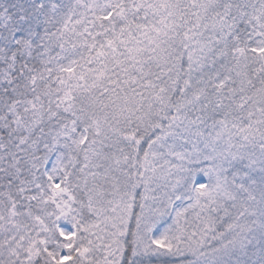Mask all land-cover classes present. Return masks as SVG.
Here are the masks:
<instances>
[{
    "label": "snow or ice",
    "instance_id": "snow-or-ice-1",
    "mask_svg": "<svg viewBox=\"0 0 264 264\" xmlns=\"http://www.w3.org/2000/svg\"><path fill=\"white\" fill-rule=\"evenodd\" d=\"M0 264H264V0H0Z\"/></svg>",
    "mask_w": 264,
    "mask_h": 264
}]
</instances>
